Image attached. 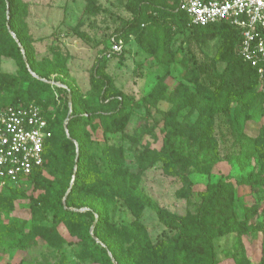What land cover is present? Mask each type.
<instances>
[{
  "label": "rangeland",
  "instance_id": "obj_1",
  "mask_svg": "<svg viewBox=\"0 0 264 264\" xmlns=\"http://www.w3.org/2000/svg\"><path fill=\"white\" fill-rule=\"evenodd\" d=\"M11 2L0 0V100L32 84L1 79L19 74L17 50L28 51L36 70L62 73L82 93L78 109L97 116L78 126L88 137L85 186L72 178L63 197L78 169L65 161L72 150L79 155L77 140L59 143L36 182L0 181V264H117L96 245L119 248L126 264H212V248L215 264H264V95L229 80L215 55L220 38L198 40L192 28L173 26L168 64L157 59L156 32L171 21L153 19L174 0H17L18 34ZM140 9L148 22L123 34V54L108 57L109 36ZM116 108L128 115L119 131L102 120ZM63 126L70 136L68 118ZM109 183L123 192L109 195ZM67 200L84 206L64 216ZM90 207L102 215H85Z\"/></svg>",
  "mask_w": 264,
  "mask_h": 264
},
{
  "label": "trees",
  "instance_id": "obj_2",
  "mask_svg": "<svg viewBox=\"0 0 264 264\" xmlns=\"http://www.w3.org/2000/svg\"><path fill=\"white\" fill-rule=\"evenodd\" d=\"M14 1L17 2V0H12V13H11V26L13 29L18 24V16H16V13H18V10L13 9ZM15 2V3H16ZM179 7V0H174V7L170 10H165L163 14L160 16L161 19L154 18V21H165L169 20L171 21L170 24H166L163 29H158L156 32V35L161 37L157 39L156 46L159 47V50L156 51L157 59L162 62H167L168 64L172 63L174 61V52L170 49V44L172 41L173 36L177 33V31L174 29L175 26H178L179 28L185 26L190 27L194 31V35L198 40H212L217 37L220 38L221 44L216 52V58L220 60L221 62L227 63L226 71L229 72V80L235 81L236 84L240 87L241 91L244 94L251 93L255 88L260 86L259 81V75L255 68H253L249 63L243 60V58L239 54L240 49V34L236 27L231 25L228 22L225 21H218L214 23L207 24L205 26L200 25H194L191 23L190 17L187 15L185 11H182ZM16 12V13H15ZM144 13L145 10L140 9L135 13V15L128 20L124 31L118 32L114 31L109 36L110 38L114 35L120 37L123 39V34L127 33H133L130 32L131 28L136 26V24L144 23L146 25L147 21H144ZM161 22H155V25L160 24ZM151 26V31L153 30L154 26ZM174 26V27H173ZM2 30L6 31V22H2L0 26V34ZM16 32V28L14 29ZM17 33V32H16ZM18 34V33H17ZM123 36V37H122ZM8 38L11 39V36L8 35ZM124 40V39H123ZM3 37L0 35V43H2ZM19 42L22 43L23 46H25L22 39L19 38ZM110 47L105 48V51ZM1 49V48H0ZM19 49V47H18ZM17 50V49H16ZM125 50V48H124ZM123 50V52H124ZM1 51V50H0ZM16 54L15 60L18 62L20 66H22V70H20L18 75H11L9 77L2 76V81L4 84H14L17 81H21L22 83H25L27 80H32V84H30L28 90L25 92L24 95H15L12 99H1L0 100V106H7V105H18V104H28L30 102H36L39 103L43 109L44 115L47 118L49 122V128L52 131V137L47 141L45 146V157L46 162L41 167L36 169L31 176L29 177L28 183L30 182H36L40 177H42V174L45 170V167L48 165V161L53 162L55 158L56 153V147L59 145L62 141L67 142H73L75 140L79 143V160L76 163L75 158L77 156V152L73 151L70 153V155L65 159L66 164L71 167V169L74 166H77L78 169L75 170L69 176L67 180V184L65 187H63V197H65L67 193V189L69 188V183L71 179L73 178L74 185L77 187H83L87 183L89 179V146L86 138L88 137L86 135H82V132H79V127H84L88 123L92 122V120L95 118L96 113L89 114L86 111H82L78 109L79 102H81L82 93L80 90L73 84L69 79L65 78V76L60 72H55L56 74H47L44 72H40L34 68V65L32 64V60L29 57L28 51H26L23 56L19 53ZM123 54V53H122ZM1 56V52H0ZM24 56L29 60L31 63V67L33 72L36 74L33 75L32 72H30L26 66L24 65L23 59ZM167 59H164V58ZM55 75V80L61 82L62 84H65L67 86L66 88H62L56 85H52L48 81H45L44 79H52V76ZM260 92L264 95L263 90L261 87H259ZM47 91V94H42V91ZM28 91H35L39 94V96H29ZM62 97L64 98L63 104H62ZM70 96H71V103H70ZM52 104L57 105V108H59L62 104V108L60 109V112L57 114L54 113L52 110H50V106ZM117 109V108H116ZM68 118V124H69V130H68V137H66L65 129L63 126V120ZM103 122L109 126L113 131H119L126 127L128 123V115L123 114V111L121 109H117L113 112L111 116H105L102 117ZM76 149V148H75ZM123 162H126V157L122 156ZM49 162V163H50ZM124 162V163H125ZM143 164V163H141ZM9 184V183H7ZM106 190L109 195H118V193H122L123 191H120L118 189H115L113 186H111V183L109 185H106ZM68 199V198H67ZM64 205L67 207H62L63 215H75L78 214V212L73 211L70 207H76L80 208L84 206L83 203H72L69 200L65 201ZM211 200L207 199L205 201V207L198 213V219L200 220L203 218V215H206L208 210H210ZM95 214H98L101 216L100 210H95L93 207H90L88 211L85 212V215H90L92 218H94ZM95 236L99 239L101 237L98 235V233H95ZM96 248L100 249V252L102 253V256L110 261L112 259V256L109 254L112 252L113 259H115L117 264H126L125 259L120 258V251L117 250L119 248H115L112 250V248H99L96 245ZM143 253V251L141 252ZM139 254V253H138ZM211 256H212V264H215L216 262V253L214 248L211 250ZM176 259V258H175ZM113 261V260H112ZM155 264H163L160 257H157L155 259Z\"/></svg>",
  "mask_w": 264,
  "mask_h": 264
},
{
  "label": "built area",
  "instance_id": "obj_3",
  "mask_svg": "<svg viewBox=\"0 0 264 264\" xmlns=\"http://www.w3.org/2000/svg\"><path fill=\"white\" fill-rule=\"evenodd\" d=\"M194 25L225 21L236 27L241 42L239 54L255 68L264 92V0H179ZM124 50L122 38L111 37L105 54L118 56ZM36 76V74H33ZM44 79L52 85L65 84ZM52 137L49 122L39 103L0 106V181L23 184L45 162V146Z\"/></svg>",
  "mask_w": 264,
  "mask_h": 264
},
{
  "label": "water",
  "instance_id": "obj_4",
  "mask_svg": "<svg viewBox=\"0 0 264 264\" xmlns=\"http://www.w3.org/2000/svg\"><path fill=\"white\" fill-rule=\"evenodd\" d=\"M24 60H25V62L26 63H28V60H27V58L24 56ZM32 72V71H31ZM33 74H35L34 72H32ZM70 103H71V96H70ZM78 159H79V155H77V158H76V163L78 162ZM113 262H115L116 263V261L113 259Z\"/></svg>",
  "mask_w": 264,
  "mask_h": 264
}]
</instances>
